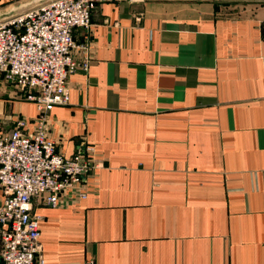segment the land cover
I'll use <instances>...</instances> for the list:
<instances>
[{
  "label": "crops",
  "instance_id": "0c3cea01",
  "mask_svg": "<svg viewBox=\"0 0 264 264\" xmlns=\"http://www.w3.org/2000/svg\"><path fill=\"white\" fill-rule=\"evenodd\" d=\"M73 37L92 60L44 127L99 166L34 203L45 264H264V0H100ZM12 94L0 132L39 113Z\"/></svg>",
  "mask_w": 264,
  "mask_h": 264
},
{
  "label": "built area",
  "instance_id": "2783aa9c",
  "mask_svg": "<svg viewBox=\"0 0 264 264\" xmlns=\"http://www.w3.org/2000/svg\"><path fill=\"white\" fill-rule=\"evenodd\" d=\"M99 1L46 0L0 21V84L25 92L39 112L33 124L22 117L0 132V264H45L34 203L86 197L84 176L99 166L93 144L65 154L44 127L49 109L67 104L70 76L91 63L73 31L90 27Z\"/></svg>",
  "mask_w": 264,
  "mask_h": 264
},
{
  "label": "water",
  "instance_id": "95a60500",
  "mask_svg": "<svg viewBox=\"0 0 264 264\" xmlns=\"http://www.w3.org/2000/svg\"><path fill=\"white\" fill-rule=\"evenodd\" d=\"M46 0H21L16 3H13L7 7L0 9V21L7 19L16 13H18L20 10L24 8H29L33 5H36L38 3H42Z\"/></svg>",
  "mask_w": 264,
  "mask_h": 264
},
{
  "label": "rangeland",
  "instance_id": "374dc122",
  "mask_svg": "<svg viewBox=\"0 0 264 264\" xmlns=\"http://www.w3.org/2000/svg\"><path fill=\"white\" fill-rule=\"evenodd\" d=\"M2 8H4V7H2ZM28 8V7H27ZM27 8H24V9H22V10H20L19 12H21V11H23V10H25V9H27ZM1 9V8H0ZM1 85V84H0ZM2 86V85H1ZM10 88H12V91H13V98L14 99H16V100H18V101H20V100H24L25 99V95H26V93L25 92H22L21 90H18L16 87H14V86H10ZM28 100V99H27ZM17 119H19V117H17V118H14V120H13V125L15 124V122H16V120Z\"/></svg>",
  "mask_w": 264,
  "mask_h": 264
}]
</instances>
